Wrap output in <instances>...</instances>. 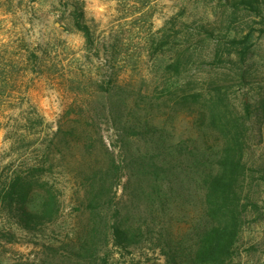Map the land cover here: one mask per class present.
Masks as SVG:
<instances>
[{
    "label": "trees",
    "instance_id": "16d2710c",
    "mask_svg": "<svg viewBox=\"0 0 264 264\" xmlns=\"http://www.w3.org/2000/svg\"><path fill=\"white\" fill-rule=\"evenodd\" d=\"M145 1L136 2L142 6L150 2ZM192 1L184 0L179 12L158 33L148 36V52L163 58L159 65L162 74L144 106L127 97L117 76L107 74L95 85L97 101L93 108L90 103L91 111L72 112L73 118L68 112L70 117L64 118L66 122L72 119L70 127L63 129L64 124H59L52 138L42 142L43 160L32 163L25 173L1 175L0 213H5L9 226L0 228L3 247L18 242L16 230L29 237H48L49 227L58 220L60 193L50 178L40 173L46 160H51L49 156L62 155L68 142H76L84 158L78 186L85 216L75 239L57 244L31 240L42 247L41 258L18 259L12 264H106L111 245L129 252L144 244L158 249L168 264L233 263L248 214L259 206L252 192L255 171L247 160L248 126L244 114L230 103L226 84L207 77L199 78V83L190 75L208 60L212 64L246 62L254 36L264 34V0H219L217 10L208 7L198 19L190 18L195 14L189 6L196 8L201 1L208 5L209 0ZM244 14L259 27L242 28ZM71 18L86 45L92 46L90 27L78 4L73 6ZM178 23L182 25L175 29ZM37 58L30 51L15 66L12 89L18 86L20 98L27 67ZM238 75L244 79L245 71ZM185 85L190 87L185 89ZM6 87L7 82L0 93L5 99L9 97ZM156 98L191 105V135L174 141L166 122L152 113ZM255 106L264 141V96ZM127 107L131 114L138 109L137 115L124 118ZM250 107L247 104L245 111L250 113ZM24 112L17 122H23L24 130L33 132L43 124L44 119L33 108ZM102 124L113 131L112 150L101 134ZM48 166L53 167L51 162ZM196 194L201 199L198 216L188 213L186 226L175 230L174 224L182 216L181 205ZM32 196L38 200L34 204Z\"/></svg>",
    "mask_w": 264,
    "mask_h": 264
},
{
    "label": "rangeland",
    "instance_id": "374dc122",
    "mask_svg": "<svg viewBox=\"0 0 264 264\" xmlns=\"http://www.w3.org/2000/svg\"><path fill=\"white\" fill-rule=\"evenodd\" d=\"M136 1L0 0V93L7 82L5 90L9 95L7 99L0 95V126L3 124L0 127V177L16 171L25 173L32 163L43 160L42 142L52 138L59 124H64L63 129L67 125L70 127L72 119L66 122L64 118L69 116L68 112H88L90 103L94 107L97 101L95 85L105 75L117 76L122 90L131 101L139 103L138 106L146 104L145 101L149 99L153 86L162 74L159 65L163 58V55H151L148 52V36L150 33H158L179 12L184 0H150L144 6ZM189 2L193 3L192 0ZM202 2L196 8L189 6L195 14L190 16L191 19L200 18L208 7L217 10L221 5L219 0H209V6ZM75 4L84 11L93 37L92 46H87L82 33L72 26L71 12ZM244 15L246 23L241 24L242 28L259 27L252 23L249 16ZM180 25L178 23L175 29ZM30 51L38 58L32 66L34 58L31 56L33 62L27 67V77L23 83L25 91L20 98L17 94L18 86L12 89L17 70L15 66ZM211 62L208 60L193 70L190 78L201 83L199 78L207 77L209 81L226 84L230 103L236 111L244 114L248 126L247 160L255 171L252 192L259 205L248 214L232 264H264V141L260 130L261 119L254 112L256 101L264 96V34L256 33L254 36L251 56L246 62L237 65ZM242 71H245L244 79L238 75ZM188 87L185 85L184 88ZM178 102L176 99L156 98L151 104L152 113L166 122L165 126L173 133L174 141L192 134L191 105H180ZM247 104L252 105L250 113L245 111ZM29 107L44 119L43 124L33 132L24 130L23 122L17 123L21 121V114L26 115L24 111L29 110ZM1 109H5L3 115ZM127 109L124 118L137 115L138 109L132 114ZM140 111L143 113V110ZM71 116L73 118V113ZM18 117L19 120L15 121ZM21 134L24 136L20 137ZM101 134L109 150H112L110 144L113 131L102 124ZM78 146L76 142H68L62 155L53 159L51 154V160H46L41 167L40 173L48 176L50 182L55 184L61 200L60 216L49 227L48 237H29L24 232L14 231L18 242L0 247V264H12L18 259L41 258L42 247L31 240L37 242L42 239L45 243L57 244L61 240L68 242L75 239L78 224L85 216L80 206L82 193L78 186L81 167L85 166ZM50 162L52 168L48 166ZM37 201L35 196L31 197L32 204ZM200 205L198 194L189 201L186 198L179 209L182 215L180 222L174 224V229L186 226L188 213L197 217ZM7 220L5 213H0V228H9ZM56 264L62 262L57 261ZM106 264L168 262L158 249L153 250L145 244L129 252L111 245Z\"/></svg>",
    "mask_w": 264,
    "mask_h": 264
}]
</instances>
